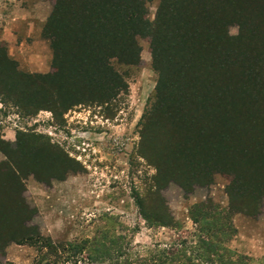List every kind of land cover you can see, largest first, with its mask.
I'll use <instances>...</instances> for the list:
<instances>
[{
  "label": "rangeland",
  "instance_id": "rangeland-1",
  "mask_svg": "<svg viewBox=\"0 0 264 264\" xmlns=\"http://www.w3.org/2000/svg\"><path fill=\"white\" fill-rule=\"evenodd\" d=\"M35 1L24 5L29 13L27 18L19 15L20 20L13 18L8 23L4 19L15 2L0 0V52L6 50L22 72L49 75L54 71L53 39H59L65 29L55 27L51 32L46 31L56 0ZM223 1L230 7L224 27L235 38L242 30L241 20L246 22L254 3L252 0ZM261 1L259 4H264ZM158 7L159 0L146 5L145 18L151 23L156 19ZM138 40L140 63L128 65L117 59L112 61L114 68L125 75L129 88L108 106L110 113L105 110L107 106L97 103L78 104L65 112L54 113L45 108L26 113L13 105L8 94L0 93L2 138L15 143L17 135L24 132L33 140L28 145L33 150L25 158L30 162L23 172V198L28 204L24 211L26 216H32L26 225L32 232L57 242L122 235L133 250L145 256L147 249L154 245L164 246L184 237L193 243V234L201 226L217 224L220 230H216L213 241L237 255L250 257L252 264H264V124L256 130L259 135L253 138L244 160L231 155L233 164L229 167L213 164L219 151L217 135L208 138L202 132L201 136L197 129L194 131L199 135H195L197 149L193 150L191 143L184 141L177 154L170 143L177 137L165 135L164 142L169 143V151L174 154L157 162L148 158L151 157L149 149L154 145L158 148L155 132H147L146 118L155 101L159 74L153 65L150 39L139 37ZM263 46L264 41L262 51L261 47L258 50L261 51L258 54L260 79L251 81L248 89L243 90L241 102L234 107L230 102L223 116L228 115L234 121L243 116L247 121L264 119ZM251 67H254L252 59ZM144 136L153 146L147 141L144 147ZM15 146L10 149L15 151ZM187 150L191 153H188L189 160L184 161L183 151ZM67 155L70 161H65ZM63 164L69 169L64 177L61 176ZM231 167L240 176L236 178ZM2 168L0 183L11 177L9 169ZM137 195L149 199L148 214L165 213V204L168 214L174 218L172 225L146 219L136 202ZM231 200L237 208L234 211ZM14 202L10 198L1 208L15 211ZM162 208L163 212L159 211ZM205 213L203 224L198 225L192 218ZM39 245L42 242L35 239L11 242L0 250V264H31ZM78 264L89 263L83 260Z\"/></svg>",
  "mask_w": 264,
  "mask_h": 264
},
{
  "label": "trees",
  "instance_id": "trees-1",
  "mask_svg": "<svg viewBox=\"0 0 264 264\" xmlns=\"http://www.w3.org/2000/svg\"><path fill=\"white\" fill-rule=\"evenodd\" d=\"M151 1L154 0H56L46 31L55 27L65 30L59 39H53L54 71L49 75L22 72L7 51H1L0 93L8 94L13 105L26 113L45 108L54 113L65 112L83 103L105 105L110 113L108 106L129 88L125 75L114 68L112 61L140 63L138 38L148 37L153 65L159 74L155 101L146 118L147 132H155L158 148L144 136V147L147 141L153 146L149 149L151 157L144 151L148 158L157 162L174 152L178 154L184 141L197 149L195 135L205 132L208 138L218 137L219 151L213 164L232 166L229 158L235 154L234 158L244 160L264 119L247 121L243 116L234 121L222 113L230 102L232 107L241 102L243 90L248 89L251 81L260 79L258 54L264 41V4L252 0L254 5L246 22L241 20L240 34L232 38L224 27L230 7L223 0H159L152 23L145 18L146 5ZM251 59L254 67L250 68ZM196 129L199 135L194 132ZM27 134L17 135L15 143L0 134V151L6 156L0 169L8 168L11 174L0 183V250L11 242L35 239L42 245L36 248L38 254L31 264H78L83 260L89 264H252L250 257L237 255L211 239L220 230L217 224L201 226L193 234V243L184 237L164 246L154 245L145 256L133 250L122 235L57 242L32 232L26 225L32 216H26L28 204L23 198V172L30 162L25 158L33 150L28 146L33 140ZM165 135L177 137L170 142L175 147L173 153L169 143L164 142ZM13 145L15 151L10 149ZM188 153L191 152L183 151L184 161L189 160ZM67 160L70 161L68 155ZM61 171L64 177L69 169L63 164ZM232 172L237 178L239 173L233 168ZM10 198L15 201L12 212L1 208ZM135 199L146 219L164 226L174 222L165 204V213L152 215L146 212L147 197L137 195ZM231 205V210L237 209L235 201L231 200ZM159 211L163 212V208ZM205 215L192 218L199 225L205 222Z\"/></svg>",
  "mask_w": 264,
  "mask_h": 264
},
{
  "label": "crops",
  "instance_id": "crops-1",
  "mask_svg": "<svg viewBox=\"0 0 264 264\" xmlns=\"http://www.w3.org/2000/svg\"><path fill=\"white\" fill-rule=\"evenodd\" d=\"M30 0H14V2L15 3H11L12 4V6L14 7L13 9H11L10 11H9V14H7L6 12L7 11H5L4 10V13H5V16H6V14H7V19H10L9 21L6 19V17H5V21H7L8 23L11 21V23L14 21V20H12L13 18L14 19H19V15L22 17V18H27V16L29 15V13H28V10H27V8L26 7H24V5H25V3H27L28 4V2H29ZM34 1L35 0H33V3H34ZM39 1V0H38ZM36 2V1H35ZM14 10V11H13ZM20 20V19H19ZM7 27V26H6ZM8 28H6V30H7ZM5 156H4V154L0 151V163H2L4 160H5V158H4Z\"/></svg>",
  "mask_w": 264,
  "mask_h": 264
}]
</instances>
